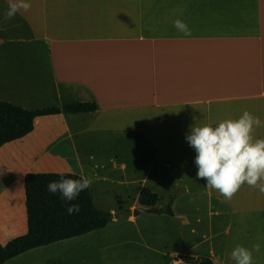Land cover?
I'll return each mask as SVG.
<instances>
[{
	"label": "crops",
	"instance_id": "0c3cea01",
	"mask_svg": "<svg viewBox=\"0 0 264 264\" xmlns=\"http://www.w3.org/2000/svg\"><path fill=\"white\" fill-rule=\"evenodd\" d=\"M27 2L28 11L5 20L8 0H0V93H38L59 106L97 103L90 112L43 116L57 117L67 138L61 165L66 169L44 171L76 172L91 178V186L108 180L100 172L106 165L93 153L86 161L67 148L82 132L78 118L86 116L90 129L95 125L89 132L96 134V144L104 143L111 157L145 155L139 148L146 152L148 166L143 174L134 167L135 180L158 192L160 205L176 191L172 208L179 218L158 211L133 216L132 208L140 205L136 192L132 203L118 209L129 214L113 215L104 227L28 249L2 264H159L162 257L195 264L184 256L235 264L231 251L255 244L261 247L252 253L253 264H264V195L247 184L230 201L209 189L204 199L191 195L190 188L206 181L196 178V153L185 139L194 125L216 126L244 111L264 124V0ZM176 19L190 36L173 27ZM34 45L43 51H34ZM4 94L0 99L9 100ZM253 136L264 139V126ZM132 162L138 166L137 158ZM127 167L123 161L120 168ZM19 194L25 207L23 181L0 183L1 243L27 230L26 220L20 228L16 216ZM186 194L188 208H178Z\"/></svg>",
	"mask_w": 264,
	"mask_h": 264
},
{
	"label": "trees",
	"instance_id": "16d2710c",
	"mask_svg": "<svg viewBox=\"0 0 264 264\" xmlns=\"http://www.w3.org/2000/svg\"><path fill=\"white\" fill-rule=\"evenodd\" d=\"M97 108L94 100H73L62 106L50 105L40 108H27L14 102L0 99V147L19 139L35 126L38 118L65 113L90 112ZM64 178L80 179L81 174L70 171H30L24 174L23 187L26 208V232L14 236L6 243L0 242V264L6 260L37 246L84 234L104 227L114 218L109 210L102 209L94 203L90 187L81 191L75 200L66 202L60 193H50L47 185L50 181ZM176 191L169 194L167 201L160 205V194L142 184L137 188L138 203L147 208H158V213H166L174 218L172 201ZM118 209L122 210V198L117 197ZM78 204L80 211L69 215L68 204ZM129 214L130 210L126 209ZM187 258V256H184ZM195 264H211L204 257L187 258Z\"/></svg>",
	"mask_w": 264,
	"mask_h": 264
},
{
	"label": "rangeland",
	"instance_id": "374dc122",
	"mask_svg": "<svg viewBox=\"0 0 264 264\" xmlns=\"http://www.w3.org/2000/svg\"><path fill=\"white\" fill-rule=\"evenodd\" d=\"M33 48L34 51L37 52L43 51L41 45H34ZM21 64L23 66V63ZM5 95H9V100L6 98L8 101H13L16 104L27 108H40L50 105H57L56 101H53V99H44L43 97H38V93L36 96V93L19 92L15 90L8 94L5 93L2 96ZM31 95L35 96L36 98L31 97ZM46 117L40 118V120L47 123H39L36 126V130L31 133V135L25 136L20 140L17 139L10 141L5 144L6 146H2L3 148L0 149V183L11 181L20 185L23 181L24 174L27 172L66 169L65 166H61L62 164L66 163L65 156L62 154L63 145L67 141V138H65L66 135L62 133L57 127L59 123L56 116V118L44 120L47 119ZM84 117L85 118H83V121L81 120L82 118H78L77 122V125H80V131L82 132L76 136L74 143L72 145H68L67 148H69L72 153H76V151H78L79 157L85 158L86 161H88L87 156H89L90 153H93L95 155V161L102 163V165H106L105 168L100 169V172L101 175H108V180H97L90 187V189L96 206L109 210L114 215L115 212H118V204L116 201L117 197L122 198L124 201L121 204L122 210L123 206H128L133 202L136 196L137 188L139 185H141L139 181L135 180L136 175L134 174L133 169L136 167L135 169L138 170L137 172L143 174L144 170L148 166L146 160L147 155L142 148V151L139 148V151L144 152L145 155H139L137 157L131 155H118L119 157H111L109 150L104 146V143H102L100 147L96 144V134L94 132L90 134L89 132L94 130L95 125H91L90 129L89 125H87L89 118L86 116ZM56 129H58L57 131H59L60 134L56 132ZM136 158L139 161L138 163L136 162ZM133 159L138 166L133 164ZM123 161H128V167L125 170L120 168ZM115 164L116 166H113ZM205 185L206 183L195 185L194 187L190 188V194L194 195L195 197H202L203 199L206 198L208 196L209 190L205 187ZM159 190L161 194L165 195L168 191L167 189L161 188ZM177 191H179V189ZM182 197L184 198L179 201L178 208H188V202L186 199L188 194L183 195ZM167 199L168 198L165 196L162 202H166ZM23 204L24 200L22 199L21 194H19L14 205H16V216L20 228L25 226L26 220V217L24 216L25 207H23ZM218 229L220 230L221 227L219 226ZM182 258L184 261H188V256L187 258ZM169 261L171 262V257H167V259L162 257L159 259V264H168Z\"/></svg>",
	"mask_w": 264,
	"mask_h": 264
},
{
	"label": "clouds",
	"instance_id": "9594fccd",
	"mask_svg": "<svg viewBox=\"0 0 264 264\" xmlns=\"http://www.w3.org/2000/svg\"><path fill=\"white\" fill-rule=\"evenodd\" d=\"M31 5L27 0H8L4 13L5 20H11L19 11H28ZM173 27L184 36L191 31L180 19L173 21ZM261 120L248 111L237 119H225L216 126H192L185 136L196 155V178L206 181L205 187L216 191L225 201H230L240 188L247 184L264 195V139L254 138L253 132L262 127ZM50 181L47 189L50 193H60L66 202L76 199L79 193L92 184V179L82 176L80 179L64 178ZM78 204H68L69 215L78 213ZM260 245H253L249 250L237 245L230 253L235 264H253V251L259 252Z\"/></svg>",
	"mask_w": 264,
	"mask_h": 264
},
{
	"label": "water",
	"instance_id": "95a60500",
	"mask_svg": "<svg viewBox=\"0 0 264 264\" xmlns=\"http://www.w3.org/2000/svg\"><path fill=\"white\" fill-rule=\"evenodd\" d=\"M158 210H159L158 208H153V207L152 208H147V207H143L141 205H137V206L132 208L131 214L133 216H136V215H139L141 213L154 212V211H158ZM125 214H126V212L118 211V212L114 213V216L115 217H119V216H123Z\"/></svg>",
	"mask_w": 264,
	"mask_h": 264
},
{
	"label": "built area",
	"instance_id": "2783aa9c",
	"mask_svg": "<svg viewBox=\"0 0 264 264\" xmlns=\"http://www.w3.org/2000/svg\"><path fill=\"white\" fill-rule=\"evenodd\" d=\"M179 263H180V260L177 259V257L173 258L171 261V264H179Z\"/></svg>",
	"mask_w": 264,
	"mask_h": 264
}]
</instances>
